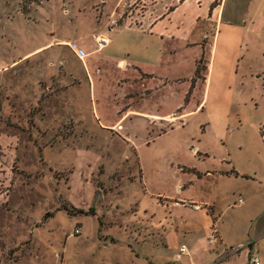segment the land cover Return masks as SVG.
<instances>
[{
  "label": "rangeland",
  "instance_id": "obj_1",
  "mask_svg": "<svg viewBox=\"0 0 264 264\" xmlns=\"http://www.w3.org/2000/svg\"><path fill=\"white\" fill-rule=\"evenodd\" d=\"M115 2L0 0L3 50L54 45L0 74V263L146 264L148 254L175 256L182 243L189 264L191 258L210 264L231 251L248 260L249 243L264 245V76L255 74L264 68L263 56L255 47L245 50L244 79H226L185 126L150 135L136 128L129 144L100 127L81 60L56 42L69 39L90 50L93 32L104 25L100 15L119 11L122 20L144 10L137 0L116 13ZM256 41L264 45V26ZM60 62L80 72L76 93L87 113L79 119L64 105L68 86L60 83ZM234 167L243 176L230 175ZM190 199L213 205L223 243L206 242L204 212L183 204ZM163 227L167 247L159 239L131 241L143 228L158 237Z\"/></svg>",
  "mask_w": 264,
  "mask_h": 264
},
{
  "label": "crops",
  "instance_id": "obj_2",
  "mask_svg": "<svg viewBox=\"0 0 264 264\" xmlns=\"http://www.w3.org/2000/svg\"><path fill=\"white\" fill-rule=\"evenodd\" d=\"M136 1L116 0L112 9L117 13V8ZM141 1L144 10L140 15L127 14L122 20L119 11L112 18L100 15L99 22L103 20L104 25L93 32L95 46L90 50L82 51L69 39L56 41L69 46L81 60L89 87L91 112L100 127L129 144H133L131 133L136 128L150 135L153 132L166 134L185 126L186 119L204 110L211 95L217 94L226 79L230 83L243 80L246 76L242 70L245 50L255 47L264 58V45L260 48L256 41L264 26V0ZM52 44L53 41H48L17 54L18 46L6 50L0 47V74L17 68L25 59L40 55L54 46ZM61 65L64 74L59 75V80L68 86V100L64 105L73 118L79 119L87 113L85 101L76 93L83 81L79 70L65 63ZM254 67L250 70L255 71ZM255 74L264 76V68L256 69ZM143 142L149 144L150 138L146 136ZM137 162L141 174L142 168ZM206 174L211 173L207 171ZM229 174L243 176L235 167ZM202 177L198 174L197 178ZM181 185L177 186V191L183 190ZM189 202L203 205L200 209L190 206L204 212L201 217L206 242L223 243L220 216L216 215L213 205L195 199L183 204L189 205ZM162 206L172 208L175 204L163 202ZM163 229L157 237V233L143 228L146 233L131 241L139 246L150 240L158 243L159 239V244L167 247L169 242ZM214 231L218 236L210 240ZM183 245L185 243L177 246L175 256L148 254L146 264H189L184 257H191L190 251L185 245L186 251L182 252ZM248 246L246 261L231 251L210 264H256L253 257L264 264V245L252 241ZM133 251L138 257L136 248ZM190 261L198 264L192 258Z\"/></svg>",
  "mask_w": 264,
  "mask_h": 264
},
{
  "label": "built area",
  "instance_id": "obj_3",
  "mask_svg": "<svg viewBox=\"0 0 264 264\" xmlns=\"http://www.w3.org/2000/svg\"><path fill=\"white\" fill-rule=\"evenodd\" d=\"M189 205L193 206V207L196 208V209H200L201 207H203L202 204L195 203V202H189ZM76 232H77V233H80L81 231H80V229H76ZM217 236H218L217 233L214 231V232L212 233V235L210 236V240L216 239ZM180 250H181L182 252L186 251V246L183 245V246L181 247ZM252 261H253L254 263H256V264H260V261H259V259H258L257 257H253Z\"/></svg>",
  "mask_w": 264,
  "mask_h": 264
},
{
  "label": "trees",
  "instance_id": "obj_4",
  "mask_svg": "<svg viewBox=\"0 0 264 264\" xmlns=\"http://www.w3.org/2000/svg\"><path fill=\"white\" fill-rule=\"evenodd\" d=\"M198 72H199V68H198ZM1 248H3V246H2V245H0V249H1ZM0 264H1V263H0Z\"/></svg>",
  "mask_w": 264,
  "mask_h": 264
}]
</instances>
